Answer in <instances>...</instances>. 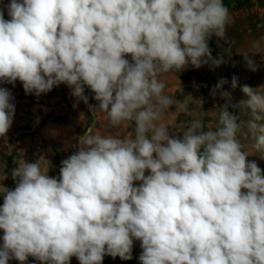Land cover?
<instances>
[{"label":"clouds","instance_id":"obj_1","mask_svg":"<svg viewBox=\"0 0 264 264\" xmlns=\"http://www.w3.org/2000/svg\"><path fill=\"white\" fill-rule=\"evenodd\" d=\"M4 7L0 84L19 80L36 96L66 84L88 105L87 86L99 101L90 111L135 127L131 139L86 133L57 177L41 170L40 159L12 170L15 188L0 190V264L29 256L41 264L128 260L133 238L142 264H264V172L247 160L229 104L215 131L194 121L176 136L157 123L174 103L161 73L223 63L208 45L225 36L222 0H9ZM259 88L242 86L248 98L240 101L252 111L257 148L264 146ZM12 101L0 87V137L13 122Z\"/></svg>","mask_w":264,"mask_h":264},{"label":"rangeland","instance_id":"obj_2","mask_svg":"<svg viewBox=\"0 0 264 264\" xmlns=\"http://www.w3.org/2000/svg\"><path fill=\"white\" fill-rule=\"evenodd\" d=\"M9 0H0L4 8V18L9 19L6 6ZM228 9L229 20L225 36L218 39L213 36L208 45L213 58H223V63L216 67L206 64L200 68L191 65L177 71L161 73L158 79L165 84L163 94L172 98L173 105L161 111L158 124L165 125L173 135L181 136L194 121H200L204 132L215 131L219 127L221 107L229 104L228 110L238 118L240 127L236 137L242 150L247 153L249 162L255 161L264 172V146L256 147V136L249 129L247 122L253 119L252 111L240 103L248 97L241 91L248 85L264 94V0H222ZM245 57L253 60L256 70H251ZM126 59L131 61L130 56ZM233 77L237 85L232 87ZM226 81L216 89L219 81ZM7 88L13 97L15 113L7 134L0 137V190L14 189L16 180L12 170L24 161L39 160L41 170L49 176L57 177L61 161L75 151L77 141L86 133L131 139L134 136V122L122 121L111 125L107 114L99 109L90 111L89 105L98 107L92 92L88 105L78 102L71 95L72 89L66 84L55 86L50 92L36 96L26 94L22 83L15 85L0 84ZM230 93V100L222 98L221 92ZM85 95V92H84ZM149 173L146 171L145 175ZM140 181H134L139 186ZM0 193V206L3 204ZM3 230L0 229V246L3 244ZM141 241L133 238L131 259L122 260L105 255L102 264H142ZM8 264H21L10 259ZM24 264H41L35 257L29 256ZM69 264H80L73 256Z\"/></svg>","mask_w":264,"mask_h":264},{"label":"built area","instance_id":"obj_3","mask_svg":"<svg viewBox=\"0 0 264 264\" xmlns=\"http://www.w3.org/2000/svg\"><path fill=\"white\" fill-rule=\"evenodd\" d=\"M84 92H85V95H86L87 97H89L90 94L92 93V90L86 86Z\"/></svg>","mask_w":264,"mask_h":264}]
</instances>
